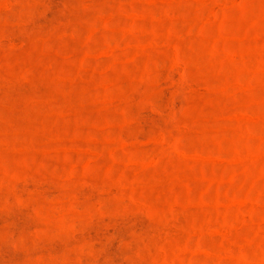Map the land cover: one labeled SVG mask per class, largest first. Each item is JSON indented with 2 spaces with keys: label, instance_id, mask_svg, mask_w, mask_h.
I'll return each mask as SVG.
<instances>
[{
  "label": "rangeland",
  "instance_id": "1",
  "mask_svg": "<svg viewBox=\"0 0 264 264\" xmlns=\"http://www.w3.org/2000/svg\"><path fill=\"white\" fill-rule=\"evenodd\" d=\"M0 264H264V0H0Z\"/></svg>",
  "mask_w": 264,
  "mask_h": 264
}]
</instances>
